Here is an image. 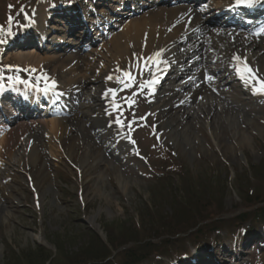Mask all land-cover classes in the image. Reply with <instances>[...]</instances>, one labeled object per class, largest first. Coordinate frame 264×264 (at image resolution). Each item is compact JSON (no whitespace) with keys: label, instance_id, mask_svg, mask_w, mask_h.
I'll use <instances>...</instances> for the list:
<instances>
[{"label":"rangeland","instance_id":"1","mask_svg":"<svg viewBox=\"0 0 264 264\" xmlns=\"http://www.w3.org/2000/svg\"><path fill=\"white\" fill-rule=\"evenodd\" d=\"M37 1L0 0V38L23 16L20 10L34 7ZM226 41H215L218 49L213 46L210 50V62L217 59V53L224 54L219 60L221 64L227 60L231 63L232 57L238 55L232 53L237 52L236 46ZM226 49L230 50L227 54ZM260 50L258 59L253 61L246 56L241 64L246 62L252 70L251 76L248 73L244 76L253 86H259L257 80L264 82L261 66L257 65L260 68L257 71L252 69L257 63L264 66V48ZM15 55L5 65L1 64L3 74L16 73L8 70L9 66L18 69L17 64H21ZM3 59L1 53L0 60ZM218 66L210 64L214 71H219ZM231 72L220 71L215 83L227 74L232 80ZM152 76L153 73L147 74L146 78ZM141 79L142 86L133 98L136 109L132 122L138 125L127 123V131L119 133L118 138L123 143L118 148L130 146L127 153L120 151L116 156L126 164L111 158L118 148L112 149L106 141L101 144L83 119L84 115L100 119L96 116V102L91 104V111L86 104L82 105L85 108L78 117L87 135L68 126L62 140L50 141L44 129H40V137L35 136L28 144L27 154L35 146L39 155L36 165L43 167L41 172L28 163L21 146L24 137L18 127L13 128L17 134V163L11 164L6 156L8 167L0 170V264H115V260L129 259L132 252L143 258L148 255L147 258L157 261L155 264H168L181 255L166 248L179 254L187 252L193 243L202 244L203 233L239 227L243 216L253 227L254 213L264 207V104L245 102L246 96L233 83L229 84L232 81L225 80L205 98H196L194 106L184 111L186 114L183 109H172L171 117L166 108L179 102L169 103L166 97L151 96L146 89L147 80ZM123 89L124 86L118 87L119 92ZM93 94L90 89L86 92ZM114 100L119 103L117 95ZM122 105L118 108L120 117L129 111H124ZM190 114L192 117L186 118ZM74 118L64 121L74 123ZM116 128L123 127L116 125ZM52 149L57 150V156L51 155ZM65 151H69V156ZM65 155L72 161H67ZM26 173L30 174L28 181ZM199 212L190 223H184L189 215ZM91 219L96 222L91 223ZM215 221L227 223L225 227L214 226ZM197 223H202L200 234L192 230ZM240 226L247 228L244 224ZM260 228L264 232L263 224L236 245L242 250L240 259L235 260L236 246L228 247L232 250L226 257L230 263L264 264V248L258 253L255 241V237L264 240L259 235ZM221 231L217 235L227 238L226 242L242 240L240 235L226 237L227 233L223 235ZM175 233L178 236H170ZM149 241L156 244L158 252L141 248L151 246ZM226 246L218 247L216 252L226 255ZM193 252L191 249L190 256ZM166 253L172 255L164 261ZM199 258L204 259L202 255Z\"/></svg>","mask_w":264,"mask_h":264},{"label":"bare ground","instance_id":"2","mask_svg":"<svg viewBox=\"0 0 264 264\" xmlns=\"http://www.w3.org/2000/svg\"><path fill=\"white\" fill-rule=\"evenodd\" d=\"M44 5H43V9H41L42 13L39 16L36 15L35 18H34V14H32L31 11H27L26 13L29 16L30 21L35 19L34 23L37 24L36 26H39V29L43 26L44 24L43 22H46L47 24L48 23L52 24V22H49L50 20L48 21L47 15L44 13L45 8L48 6L47 2ZM218 5H220V1L216 3V6ZM79 10L82 11L81 8H79ZM182 11L183 10H178V11L159 10L157 12H154L153 14H148V16L135 19L133 22H131L129 25L125 27L122 33L117 34L114 38H112L111 42H109V45L106 47L107 48L106 53H103L104 59L106 58L107 62L106 64H103L104 59H101L100 60V62H102L101 67L100 66L98 67V65L95 66L96 64H98V62H96L95 65H92L90 62L88 63L89 60H87L86 58L80 59L82 63H79L76 61L77 58H74V57H66L65 55L51 56L50 54L39 55V53L36 52V50L34 49L32 50L29 49V51L25 53L16 52V53H21V54L15 55V58H17V61L19 63H22V65H26L29 68H33L35 73L43 72V70H45L44 68L45 66L48 68L50 67L49 69L51 70V72H49L47 75V76H50L48 79V82L51 83L52 81H54L55 87L58 90L64 91L65 93H70L69 90L72 89V87L77 84H79L81 88H83V90H85L87 86H92L97 89L96 96L94 97V98H97L99 96L106 95V87H108L110 91H112L115 88L114 81H122L123 79L126 78L123 74V70H126L127 72H129L132 77H138V76L141 77L143 74L144 75L147 74V69L150 66H152L155 63H160L161 59L163 58L166 60H169L170 57H175V59L178 60V58H176L177 55L174 53L172 49L173 46H168V44L176 43L174 41L172 42V38L179 36L180 33H183L184 29L179 28L175 32L174 31L169 32V30H167L166 27L171 26L174 19ZM221 12L222 10L219 11V14H221ZM209 13H211V10L209 12H206L205 14L208 15ZM60 16H61L60 13H57V12L51 13V18L53 19L54 22L58 21L60 19ZM198 24H201V21L198 18H195L193 25H198ZM202 25L204 24L202 23ZM69 30L70 29L68 28L67 31ZM167 31L171 35L168 36ZM17 36H22V34L14 35V37H17ZM66 37L67 35L61 34V38H63L64 40H66ZM54 38H56V35L53 37V39ZM10 39L11 38H6V40H4V43H7L8 41H10ZM238 39L239 38L234 39V40H238ZM252 46L253 45H246L245 50H246V55H250L251 58H254V54H252L251 51L248 50ZM11 53L14 54V52H11ZM156 53H160V55L156 57L155 61L148 59L150 57H153V55ZM12 54L9 53V55H12ZM107 57L109 58L107 59ZM260 66H261V69L264 71V66L262 64ZM97 68H100V71H98L97 75L94 74L92 76H89L91 71L92 70L94 71ZM117 69L121 71H117ZM185 70L187 71L188 68L185 67ZM105 74H109L112 77V80L111 79L109 80ZM56 77L58 79H56ZM88 79H90L89 81L92 83L87 84ZM95 81L100 85L102 84V88H101L102 91L96 87V85L94 84ZM100 81L102 82L100 83ZM135 87H137V83H135ZM75 90H78V89H75ZM193 94H194L193 97L197 95L204 96L208 94V90H205L203 92L202 88H200L198 91H195ZM84 96H85V93H84ZM0 97L3 98L4 96L0 95ZM29 100H32V98H29ZM48 101H50L49 96L45 98L42 97L39 100V104H43L44 102H48ZM1 102H2V99L0 98V103ZM178 102L185 104V105L189 103L184 96ZM50 103H54V102L51 100ZM194 103L195 101L193 99L190 102V104L194 105ZM33 105H36V104H33ZM53 108L56 109L57 108L56 105ZM31 109L34 112H36L39 109V106L35 108L34 106L31 105ZM166 111L171 117L173 116V111L171 110L170 107L166 108ZM176 112L178 114L181 113V111H176ZM184 114H186V112H184ZM190 117H192L191 114L188 115L186 118H190ZM85 118H86V124L91 123L92 128H94V126H97V129H99L101 138H104V135L101 134V131L105 130L106 128L104 127V125H101L102 122L100 120L90 121L88 116H86ZM75 120H77V124L75 125V127L78 130H81V132H84L86 134V128L84 126L79 125L78 118H76ZM70 124L71 123L66 124L63 120H58V119L42 120V121H39V124H37L41 128L37 127L35 129H32V126L30 124L29 125L21 124L19 126V133L21 134L20 136L23 137L24 135L30 133V131L34 130L36 132L35 136L40 137L41 131L39 132V130L44 129V134L49 139H51L50 141L52 140L59 141L63 139V136H62L63 134L66 135L67 130H69L68 126ZM170 126H173L172 123L170 124ZM16 140H17V137L14 136L11 132L8 134L6 139L0 142V152H1V149L4 148L3 151H5V153L9 156V162L13 165L17 163L15 160L17 156V151L13 150L12 148V145L15 144ZM26 144H27V141L24 140V143L22 144V149H23V152H25L24 153L25 158L27 157L29 164L33 165L34 167L37 166L36 167L37 169L35 170L39 169V171L41 172L43 170V167L40 166V164L36 165L37 163H39V155L37 151L35 150V146L31 150L30 154H26ZM67 146L68 145H66V147ZM84 146H91V145L85 144ZM56 147L59 149V144H56ZM56 151H57L56 149H52L51 155L57 156ZM68 152L69 151H65V154L69 156ZM58 153L61 154L62 152L59 151ZM22 154L19 153L20 156ZM3 155L4 154L1 152L0 153V166L8 167V165L3 160ZM68 156H66L65 158L68 161H72L71 158ZM115 161H118L117 158L115 159ZM0 170L2 171L3 168H0ZM78 171H81V175H82V170L78 169ZM93 221L96 222V219H93V220L91 219V223H94ZM215 223L216 222H214V224ZM201 224L202 223H197L194 229H196V231L201 230L199 229V226ZM208 234L209 233H203L202 235H200V237L202 238V240H205L207 239ZM195 240H198V239L195 238ZM149 243L152 244L154 247L155 244L153 242L149 241ZM208 264H214V263L210 261V263Z\"/></svg>","mask_w":264,"mask_h":264},{"label":"snow or ice","instance_id":"3","mask_svg":"<svg viewBox=\"0 0 264 264\" xmlns=\"http://www.w3.org/2000/svg\"><path fill=\"white\" fill-rule=\"evenodd\" d=\"M249 6H250V2H249ZM11 7L12 6L9 5V8H11ZM21 11H23V9H21ZM9 23H12V18L11 17L9 18ZM159 55H160V53H156V54L153 55V57H150L148 59H151V60L155 61L156 57H158ZM138 59H140V58H138ZM236 59L239 60L240 58L237 57ZM8 70L19 71V69H12L11 66H9ZM32 71H34V70H32ZM117 71H121V70L117 69ZM237 71H238V74L241 75V79H245L244 73H248L249 76H251V74H252V70L250 68H248L246 62L243 64V66L238 67ZM123 74H124L125 77L128 78L127 82L130 83L132 81V77H131L130 73L127 72L126 70H123ZM108 79L110 80V79H112V77L109 76ZM17 80H18V82L23 83V81H19L18 78H17ZM45 82L47 83V81H45ZM256 83L259 84V87L255 88L254 91L257 92L258 94H264V82H261V81L257 80ZM51 87H53V88L55 87V82L54 81L51 82ZM45 91H47V88L45 89Z\"/></svg>","mask_w":264,"mask_h":264},{"label":"trees","instance_id":"4","mask_svg":"<svg viewBox=\"0 0 264 264\" xmlns=\"http://www.w3.org/2000/svg\"><path fill=\"white\" fill-rule=\"evenodd\" d=\"M197 214L199 215L200 212ZM254 216H255L256 220H258L257 218H261V217L264 218V208L263 207L260 208L257 212L254 213Z\"/></svg>","mask_w":264,"mask_h":264}]
</instances>
